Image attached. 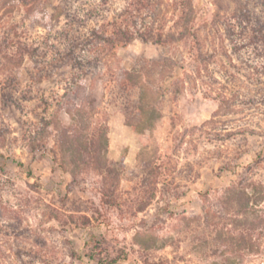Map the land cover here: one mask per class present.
Wrapping results in <instances>:
<instances>
[{"label": "rangeland", "instance_id": "374dc122", "mask_svg": "<svg viewBox=\"0 0 264 264\" xmlns=\"http://www.w3.org/2000/svg\"><path fill=\"white\" fill-rule=\"evenodd\" d=\"M65 1L0 0V37L14 26L35 47L46 40L58 46L53 39L68 17L54 21L53 9ZM148 1L143 21L138 0H79L87 12L97 7L108 17L97 30L111 31L112 19L129 11L141 31L155 22V33L174 36L162 45L136 38L116 56L97 43L78 49L98 60L84 89L71 85L69 68L55 69L38 88L31 59L0 65V264H264V223L255 221L247 236L236 228L238 205L224 203L240 178L264 183V49L246 47L250 37L235 18L251 11L264 23V0H194L196 41L191 33L181 38V0ZM47 60L53 62L51 52ZM145 64L161 118L141 131L127 124L139 90L123 98L116 83L121 70ZM83 99L92 128L108 127L119 206L102 205L99 173L74 176L53 158L61 129L74 126L70 110ZM34 140L47 149L33 150ZM156 165L158 179L150 172ZM258 209L264 217V202ZM101 214L108 220L100 226Z\"/></svg>", "mask_w": 264, "mask_h": 264}, {"label": "trees", "instance_id": "16d2710c", "mask_svg": "<svg viewBox=\"0 0 264 264\" xmlns=\"http://www.w3.org/2000/svg\"><path fill=\"white\" fill-rule=\"evenodd\" d=\"M193 1L181 0L180 13L182 21L179 25L183 27L180 33L181 38L184 39L191 33V37L196 41L198 36L192 32L195 27ZM24 2L26 3V1ZM151 4L152 2L148 0H138V14L144 10L147 12L145 18L142 15L136 16L141 17L143 21L148 18V8ZM34 8H29L28 12H34ZM53 10L52 18L54 21H60L63 16L68 17L65 26H63L61 31H58L57 36L53 39L58 42V46L48 45L49 41L46 40V45H37L35 47L31 43L19 39L17 28L14 26L9 27L8 31L4 32V36L0 37V65H2V68L10 69L18 64H22L26 58L31 59L34 64V68L30 74L31 82L32 85L38 88L46 79L51 77L52 71L55 69L69 68L74 72L71 85H76L79 90L84 89L81 81L90 75L91 68L98 64V60L90 61L84 59L82 52L78 53L77 50L80 49L85 52L90 43L102 44L105 49L108 48L109 52L116 56L119 47L128 45L136 38L145 43L153 42L160 45L171 44L174 40V36L164 39L163 32L155 33V22L149 26V29L148 25H145L147 27L141 31L138 28L136 16L132 15L129 11L119 14L112 19L109 23L111 26L110 31L106 26H103V30H97L96 28L101 22L108 20V17L102 13V10L95 7L87 12V7L84 4L82 5L79 0H66L64 4L54 7ZM151 16H155V14ZM235 18L238 20L237 27L240 26L242 29V34L248 33L247 36L250 37L246 47H250L256 53L264 49V23L258 18L257 14L246 11L241 16H235ZM88 23H92L93 25L88 27ZM231 28H236V26L231 24ZM242 38H245V36H242ZM197 43L195 42V44ZM51 46L52 48H50ZM58 47H62V49ZM41 48L44 49L43 52H40ZM50 52L54 56L52 63L47 60ZM167 60L169 61V59ZM152 64L159 65L160 62L154 61ZM119 74H121V77L116 84L123 98L128 97L133 90H139V101L136 105V112L128 116L127 124L136 130H150L156 121L161 118V113L157 109L153 99L155 87L149 79L151 73L147 72L145 64L141 68L138 66L131 71L121 70ZM162 89L165 90L164 87ZM9 102L14 103V101ZM87 102V99H83L79 105H75V113H72L70 110L74 126L72 128L61 129L56 142L59 150L53 149L51 152L59 167L64 171L70 170L74 176L79 173L88 172L89 170L99 173L103 178L102 205L108 207L119 206L115 192L119 184L120 172L112 166L107 157L109 147L108 127L103 124H97L95 128H92L94 127V123L92 117L87 115ZM41 103L49 106V102L45 97H42ZM89 104L93 106V102ZM44 121L46 127L49 128L51 122L46 120V118ZM31 144L35 151L47 149L46 141L40 143L34 140ZM156 166L150 169V172L152 176L158 179L162 174V168L159 165ZM249 168L252 169L253 166H249ZM156 183L158 184L157 181ZM226 194L229 198L224 203L237 204L239 211H241V219L237 218L236 228H245L248 232L246 235L248 236L258 226L256 222L260 224L264 223V217L258 209L264 202V183L248 181L245 177H242L226 190ZM141 210H144V208H141ZM209 213L210 209L206 212L208 218ZM106 220H108L107 217L101 214L95 219V224L101 226L107 222ZM87 223H90V221H87ZM243 239L244 241L246 240L244 235ZM99 264H117V262H108L102 259L99 261Z\"/></svg>", "mask_w": 264, "mask_h": 264}]
</instances>
